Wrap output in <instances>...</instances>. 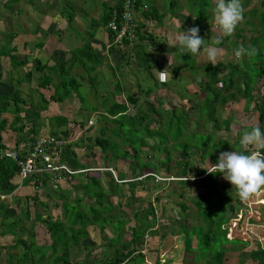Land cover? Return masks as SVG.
<instances>
[{
	"label": "rangeland",
	"instance_id": "rangeland-1",
	"mask_svg": "<svg viewBox=\"0 0 264 264\" xmlns=\"http://www.w3.org/2000/svg\"><path fill=\"white\" fill-rule=\"evenodd\" d=\"M103 0H18L16 3H11L10 0H0V32L2 33H15L16 35L20 34H30L31 30L34 29V26L38 29L39 27L43 26L47 27V17H45V13L47 16L51 17L53 13L51 12H60L61 16L64 15V17L67 16V14H70L74 9V5L78 2H86L88 5L90 4L89 12L91 15L97 14V6L99 8L100 2ZM170 0H166V2L169 3ZM201 1V0H199ZM164 2V1H163ZM167 3V4H168ZM243 3V9L244 12H248L251 9H256L260 15H257L256 18L252 19L253 25L256 26L257 29H260V31L263 33L261 34V40L258 44L257 48V55L250 59L248 65L244 66L240 64L239 71L238 72H229L228 76L226 77L225 73H221L220 77L222 81L214 86V88L221 89L222 96L224 95L225 90L221 87L223 81H228L230 77L233 76V79H237L238 77L242 76V73L248 72L249 76L255 74L252 69L256 68L252 64H259L262 68H264V0H242ZM166 5V4H165ZM167 6V5H166ZM65 8L64 10H61L62 8ZM178 8L183 7L188 13L192 15L193 10L195 12L199 11V5H194L190 1V3H179ZM214 8H215V0H211V3L208 7H205V12L207 16H205L204 21L202 23H199V14L198 18H196L194 15L193 17L196 18L197 23L199 25L194 26L200 28V25H202L204 22L205 24H209L210 27H208L207 31H201L199 30V35L202 37L206 43H210L211 37L212 38H218L221 40L222 47L219 49H222L221 52H223L230 57V61H232V64L239 63L241 61L240 59H237L234 55V42L235 34L239 31L235 30L234 34L230 36L229 38H225V36L222 35L220 32L218 26L215 24L214 21ZM59 11H56V10ZM67 9V10H66ZM73 9V10H72ZM166 9V8H165ZM53 10V11H52ZM169 11V8H168ZM76 11L74 10V13ZM249 13H247V16L245 19L242 20V22L237 26L239 29H242V34L246 36V38L243 41L244 45L250 44V38L254 36H259L257 32H251L248 25L245 24L249 20ZM84 15L85 13L82 12ZM194 14V13H193ZM263 19V24L259 25V20ZM250 21V20H249ZM92 20H88L87 24H90ZM204 25V24H203ZM259 25V26H258ZM258 26V27H257ZM23 30V31H21ZM46 30V29H45ZM48 30V29H47ZM42 32V31H41ZM45 32V31H44ZM1 36V35H0ZM28 36V35H27ZM26 38V36H25ZM24 38V40H25ZM19 39V38H18ZM237 41V40H236ZM242 43L240 40L237 41V44ZM0 44H3L1 41ZM215 47H218L217 45H214ZM2 47V45L0 46ZM10 49H14L12 54L15 56V59H20V54L23 53V47L22 43L15 39H13L12 43L9 46ZM145 54V61L143 59L136 61L137 64L140 65L138 70H133L132 68H129L130 74L134 75L136 79V84L138 86V91L142 96H146L147 92H153L152 94L155 95V98L149 99L148 97L142 100L143 97H139V100H142L140 111L139 109L136 110L137 114L134 116V122L140 123L138 116L146 114V120L144 121L145 124L152 125L155 129L161 131L163 134L168 133L169 136L174 137L178 131H180V139L178 142L173 144V140L170 138H167V142L164 146H166L167 149L163 148L164 150H167V152H170V164L168 172L165 170H161L160 174L153 175L155 177L154 181L155 183H163L160 187L159 185L156 186V189L154 190L151 184H147L145 187L141 188L138 184V181L135 184V180H140L142 177L140 175H143L142 170H136L135 162L131 160H126L124 162H118V168L119 171L124 173L126 183L121 184V193H128L126 198L121 199L120 201L115 198L118 195V192L116 190L112 192H103L100 191V186L97 187L95 185L90 186L89 188V194L91 196H95L98 191L100 192L99 201L97 202L95 198L92 199V203L94 205L91 208H89L87 204L83 200H81L80 205H74V203L70 204L68 203V206L65 205L63 208V215L69 212L68 217H65L61 220L64 225H70V223L74 222V218H77L78 214H82L84 216H87L88 218L95 214H100L96 216L97 222H94V225L99 228L102 233H104V230L109 231V236H107V240H110L112 238L121 239L119 238L120 233L118 231H124L125 234L123 236L122 242H126V240L131 238V234L133 233V229L135 226V213H137V216L143 220V218L149 216L150 219L148 221L155 219L157 225L159 228H163V224H168L170 226H178L185 224L188 226L187 228H182V235H185L186 240H183L181 243V249L184 253L183 257V264L192 262L191 258H194V254L196 253L197 257L196 260H199V264H205V261H200V257H202L200 251H210L212 253L221 251V243L223 244L226 240L227 233H230V239L224 245L222 246L223 249H225L224 254V264H264V255H261L260 253L262 250L264 251V192H261L259 196H256L252 199H250L247 202L241 201L239 196L236 193V190L232 188L231 184L226 181L224 178L219 182L217 181H203L204 183L214 184V186L211 188V195H206L207 197H210V199H213L214 201L209 204V207H207V200L202 195L199 194V184L196 185V183H199V177H195V179H189L190 176H192L189 172V175H187L186 178H175L173 176L175 175L176 168H178V164L180 162V159L184 156L182 154V148L187 146L188 150L191 149V147L194 146L193 151L191 150L188 155L187 159L191 160L196 164L197 163H204L202 162L204 156H211L216 154V151L219 148V143L221 140L216 139V137L213 135L212 132H215V126L217 127H225L226 128V121L224 120L225 117L231 116L235 113V108L233 104H229L230 100L226 103V105L218 103L215 105V107L207 106L205 103L204 96L206 95V92H203L200 89V85L206 81V77L204 75H201V80L199 81L197 78V82L193 81L194 75H196L199 70L203 69L206 65H208V61L206 58V55L201 51V53L198 56H193L190 53L181 56L178 52L177 47V60L179 64H182L184 67H186L185 70L189 71L188 74H181V77H177V75H180V73L183 71V68H181L178 72H176L173 75L172 82H168V84L162 85L160 84V80L158 76L156 75V72L151 71V68L155 70L154 66L151 65V61L149 56L147 55V49L143 46L142 47ZM140 48V49H142ZM172 50V49H171ZM202 50V49H201ZM143 54V52H141ZM196 57H199V65H197V59ZM142 63V64H141ZM227 63V59L223 65ZM172 65H175V63H172ZM212 65V64H211ZM201 68V69H200ZM259 68V67H258ZM12 68L10 67V64L8 60H3V58H0V86H6L5 82V75L8 73L9 70ZM204 70V69H203ZM19 71L21 68H18L16 72H13V75L15 77V81L12 82L13 89L18 92V96L20 97V100H24L27 102H33V100L41 105H44V102L42 99H38L41 96L37 92V90H33L31 86L27 82V78L22 74H20ZM192 75V77H191ZM8 76V75H7ZM41 76V74H40ZM91 76H93L91 74ZM205 77V78H204ZM193 82V83H192ZM192 84V87L190 90L188 89V85ZM200 84V85H199ZM260 84H258L259 86ZM73 86V85H71ZM76 85H74L75 87ZM161 86V87H160ZM163 86V87H162ZM0 87V95H4L5 93L11 94L13 90H11L8 87H5V90L2 91ZM29 87V88H28ZM85 84H82L83 89H85ZM88 88V86H87ZM89 88H91L89 86ZM161 88V89H160ZM70 89V88H69ZM159 89V90H158ZM165 89H169L172 92H165L166 96H164ZM107 94H110L108 89H106ZM223 91V92H222ZM171 93V94H170ZM205 94V95H204ZM133 96V94H131ZM162 95V96H160ZM169 97H172L169 98ZM153 97V96H151ZM163 97V99H161ZM108 102H113L112 96L106 99ZM191 100V101H188ZM213 101V100H212ZM211 101V102H212ZM264 101V99H262ZM77 103V101H76ZM106 103V101H104ZM232 103V102H231ZM7 102L6 101H0V107L2 109H7ZM10 108H13V102H10ZM23 104L22 101H18V105ZM35 108H26L24 115V120L17 123V125H21L22 123L29 124V128H33L34 131L37 133H42L43 129L45 127H50V122H54L53 128L56 127L57 118L54 116H51L49 119V124L47 121L42 119V116L45 115V113H42L40 110V107L35 105L33 103ZM138 105H140L138 103ZM26 107V106H24ZM175 107V110L172 111L171 109ZM49 111L53 113H59L65 114L62 116L63 118H66L67 120L72 118L75 122H83V127H86L84 129H79V127H75L72 124V120L67 125H63L62 128H65V130H62L58 136L59 139L64 141L66 144L70 140L68 138H71L69 134L65 136V131H73L75 132V138L77 139L79 135L81 136L80 142L83 140L88 141L89 139H93L96 135L102 136L100 129L105 126L109 128L106 135L111 138L110 130L113 128V123L99 124L96 119L101 121V117L97 118L99 114H103V108L100 109V107L97 105V103H86L81 109V106L79 107V104H75L73 108H70L68 110L72 109V112L75 113L72 116L70 115L69 111H66L63 109L69 108L66 106H60V107H53V106H47ZM216 110L214 120L210 119L207 114L212 110ZM251 109V108H250ZM96 110H102L101 113H93L91 112ZM168 111V112H167ZM158 112V113H157ZM166 112V113H165ZM50 113V112H49ZM94 114V115H93ZM76 115V116H75ZM5 116L9 119L13 117L10 114H5ZM74 116V117H73ZM190 117V118H189ZM258 117V115H256ZM56 118V119H55ZM251 120L253 121V116H251ZM32 119H38L36 122ZM255 120L257 118L254 117ZM32 120V121H31ZM91 122V124H90ZM70 123V125H69ZM258 125V124H257ZM151 126V128H152ZM49 129V128H48ZM144 129V128H143ZM143 129L138 130L135 134V141L137 140V137L143 136ZM153 129V128H152ZM127 131V129H124ZM212 132H211V131ZM64 132V133H63ZM244 131L239 132V136L243 135ZM194 136L192 140L191 136ZM133 137V135L131 134ZM213 136V137H212ZM66 137V138H65ZM127 137V134H126ZM44 138V137H42ZM147 145L144 147H140V144L137 143L135 145V149L141 153H148L145 154H139V157H141V161H151L154 158H157V155L159 158H163L165 156V151H162V148H159L160 140L158 137H146ZM85 141V142H86ZM122 142L117 144L121 147V149L124 148V146H127L125 143V139L121 140ZM138 141V140H137ZM136 141V142H137ZM93 142V140H92ZM202 142L203 143L202 145ZM87 144V143H86ZM222 145L225 146V148L229 147V141L223 140ZM237 145L240 147V145L237 143V141H234L233 144H231V148L236 149ZM89 149H85V157L88 159V162L94 165V168H103L98 169L100 173H104L102 176V181H104V187H107L109 181H115L117 178V174L115 170L111 168V160L108 158L107 161H105V164L100 167L97 162L100 161V158L105 157L103 153L100 152L98 149L99 147L95 148L94 144H88ZM198 150L199 152H203L204 156L202 160H200V154L196 152ZM210 150H215V152H212L209 154ZM144 151V152H143ZM148 155H151L153 159L148 157ZM215 155L214 157H216ZM209 163V162H208ZM206 163V164H208ZM131 165V166H129ZM192 165V163H191ZM190 165V167H192ZM133 166V167H132ZM199 166V164H198ZM140 168V167H139ZM162 168V167H161ZM202 169V168H201ZM204 171L210 170V166L205 169ZM83 171V170H82ZM113 171V172H112ZM93 172V171H92ZM101 175V174H100ZM152 175V174H151ZM169 175V176H167ZM135 179V180H133ZM188 179V180H187ZM211 180H215V177L213 176ZM144 181H152L151 179H145ZM183 181H190V182H183ZM133 182V183H131ZM141 183V182H139ZM168 184V187L166 188V185ZM189 183V184H187ZM134 184V185H133ZM124 185V188H123ZM181 186H189V189H186L183 187L184 192L183 196L180 195V191L183 189ZM180 187V188H179ZM171 190V191H169ZM108 191V190H106ZM169 191V192H168ZM176 191V193H174ZM168 193H171V196H166ZM215 193V194H213ZM114 194V196H113ZM136 195V198H135ZM113 196V197H112ZM90 197H88V200H90ZM118 197V196H117ZM194 197L197 198L198 204L201 201V204L198 206V208H202V211L199 210V216H198V209L193 204ZM155 198H158L155 199ZM238 198V199H237ZM220 199H223V202H220ZM137 200V201H135ZM233 201V202H231ZM238 201V202H236ZM90 203V202H88ZM91 203V204H92ZM111 204L108 205V210H104L105 204ZM119 204V207L115 208L116 204ZM231 205L234 206V215L229 213V215H226L227 208ZM181 204H185L187 208H190V211L186 214V219L182 221V217L180 214H182V210L180 208ZM113 206V207H112ZM207 207V208H206ZM68 208V209H67ZM113 212H111V209H113ZM16 209V208H15ZM69 210V211H68ZM175 210V212H174ZM175 213V214H174ZM10 218L14 219L16 218V212L12 209L9 212ZM174 215V216H173ZM177 217L173 220L168 219V222L166 221L167 218L171 217ZM213 217V225L210 229L206 222H202V218L204 220L205 217ZM229 216V217H228ZM228 218H230L228 222ZM78 219V218H77ZM233 219V220H232ZM90 220V219H89ZM122 220L128 221L127 224L124 225V229H119L121 227ZM201 220V222H200ZM207 220V219H206ZM76 221V220H75ZM217 223H221V227L217 226ZM218 224V225H219ZM229 225V226H228ZM90 226V225H89ZM71 228L70 226H67ZM229 227V228H228ZM118 228V229H117ZM58 229V228H56ZM54 229V230H56ZM68 229V228H66ZM92 229V228H91ZM202 231V233L199 234V231ZM168 230V228H167ZM73 231L76 230L73 228ZM95 232V231H93ZM206 233V235H205ZM59 234L62 235V238H65V236L60 232ZM153 234V233H152ZM157 234V233H156ZM43 235V234H41ZM92 235V236H91ZM193 235V236H192ZM89 236L92 240L97 241L98 244H95L96 247H93L88 253L90 254H83L84 257L88 258L90 257L89 264H100L101 261V255L102 259H104L106 253L112 251L111 247L104 246L101 239V235L99 233H89ZM196 236L197 239H199V246L198 249H196ZM206 236L208 238L212 239V242L206 241ZM73 235L68 234L67 235V241L69 239H72ZM190 238V239H189ZM47 240L48 243H44L40 245L39 249L41 250H50L48 249L50 244H52L49 236L47 233H44L43 240ZM241 240V241H240ZM11 240H0V247L3 246L2 244L4 242L9 243ZM175 237H171V244H175ZM115 242V241H113ZM210 243V244H209ZM119 243H116V248H120L118 246ZM170 244V246H171ZM140 245V244H139ZM210 247H209V246ZM115 246V245H114ZM102 247V249H100ZM184 247V249H183ZM170 248V247H169ZM195 248V249H194ZM142 249V248H141ZM144 249V248H143ZM191 249V250H190ZM19 251H22L21 246L18 247L17 253ZM35 252H37L34 249ZM43 251H40L41 253H44ZM80 253L77 256V258L82 257L81 251L84 253L85 250L80 249ZM102 251V253H101ZM0 252L2 253V250L0 249ZM13 254L16 252V250L11 251ZM254 252L256 258L253 260L250 256ZM260 252V253H259ZM54 258V257H53ZM53 258L51 259L49 264H53ZM206 258V257H203ZM66 261V260H65ZM57 263V262H56ZM64 260L59 261L57 264H63Z\"/></svg>",
	"mask_w": 264,
	"mask_h": 264
},
{
	"label": "crops",
	"instance_id": "crops-1",
	"mask_svg": "<svg viewBox=\"0 0 264 264\" xmlns=\"http://www.w3.org/2000/svg\"><path fill=\"white\" fill-rule=\"evenodd\" d=\"M140 1L145 6L144 9L145 11L144 12L136 11L135 17L139 23V32L137 35V40L134 42H128V44L121 45L120 47L113 43L112 38L108 35L109 34L108 30L106 29L104 24H101L102 22L100 21L104 11L107 8L110 9L114 7L116 0L101 1L99 4V8L97 6V14L95 13V15L90 14L89 12L90 4L88 5L86 2L76 3L73 8L76 12L74 13V10L72 9L73 11L70 14H67L66 17H64V15L61 16L60 12L57 13L51 12L53 14L49 19V17L47 16L48 13L47 14L45 13V17L48 18L47 19L48 25L46 28L43 26V24L38 29L34 26V29L31 30L30 34H20L15 36V39L19 40L22 43L23 50L27 49L24 50L23 53L19 55L20 59L18 61L25 62V65L21 67V70L23 71H19L20 74L21 75L23 74L24 76L26 73L31 74V77L30 79H27V82L31 86V88L36 91L38 90V84L41 82L42 76L48 73L49 68L52 69L53 67H55L56 64L59 65L64 64L68 72V75H71V77H73L69 79V82H72L73 85L71 86V88L72 87L74 88V85H76L78 87V92L68 96L66 99L62 101L60 100L54 102L51 100L50 102H48L47 106L60 107L63 105L69 107L63 109V111L67 109L66 111H69L71 116L72 114L74 115L75 113L72 112V109L71 110L68 109L73 108V106L77 103L79 104V107L84 106V104L86 103L88 104L97 103L100 109H102L103 107L105 108L114 102L126 103L128 96L131 94H133V97L135 96H138V98L143 97L142 100H144L147 97L149 99L155 98L156 94L153 95L152 94L153 92L152 93L150 92L146 96H142V94H140V92L138 91V86L136 84V79L134 75L130 74L129 68H132L133 70H138L140 65L137 64L136 61H139L141 59L145 61L144 59L145 52L142 48L144 46L147 49V53H148L147 55L150 58L151 65H153L154 68L160 72H163L166 69L167 74L162 78L159 72L151 68V71L157 73L156 75L160 80V84L165 85L168 84V82H172L173 80H175L173 79V75L176 72H178L181 68H183V71L181 73L179 71L178 73L180 75H177V77H181L182 76L181 74H188L190 70L189 71L185 70L186 67L176 62L177 47L174 46V39L175 36L180 32H184L191 27L199 25V23H197L196 21L197 20L196 18H198V14L193 10L191 15L183 7L180 8L177 7L179 6V3L180 4L187 2L190 3V0H170L169 3L166 2V0H140ZM64 9L65 8L63 7L61 10ZM56 11L59 10L57 9ZM82 12H84L85 14L83 15ZM193 15L194 16L196 15L195 16L196 18H194ZM88 20H92V22L90 24H87ZM240 42H242V40H240ZM220 47H222V44L218 45L217 48ZM88 48L91 49V51L85 52V50ZM141 52H143V54ZM228 56L226 55L225 57V54L221 52L217 58L216 64L221 66V72L218 75L220 79H221L220 75L222 72L225 73L227 77L228 74H230L229 72H234V71L238 72L239 71L238 66H240V64L244 66L248 65L251 59L245 56L241 58V61L239 63L232 64V61L229 60L230 57L228 58ZM197 58L199 57H196V59ZM226 59H227V63L223 65ZM197 62H198L197 65L200 67L199 59H197ZM172 63H175V65H172ZM208 65H211V63H208ZM10 67L12 66L10 65ZM231 67H236V69H233L234 71H231L230 69ZM63 71L64 69L62 71L61 69L52 70L53 73L52 81L47 88L45 87L46 89L44 90L46 92L42 93L43 97L46 98V100H50L49 97L51 95V92H53L58 87L59 81L57 74L61 75ZM244 73H242L241 77H238L237 79H233L232 83H230L229 81L222 82L221 87L225 90L226 93H224L223 95L224 98L221 97L219 100L218 99L217 100L223 106L226 105L225 102L226 99L227 102L230 100L229 104H233L236 111L233 115L225 117L224 120L226 121V128L217 127L216 125L214 128L215 132H212L210 130L213 133V135L216 137V139L221 140L220 143L218 144L220 149L216 151V154L211 156L213 157L212 161L209 159V157H205L202 160L200 156L199 159L202 160V162L204 163L196 162V165L199 164L198 166L199 168L205 169L207 168V166L209 167V164L215 165L218 162V157L221 152H229L232 150L239 151L240 147L238 145L236 149L231 148L230 145L233 144L234 141H237V143L239 144V140L241 139V135L239 136L240 131L250 130L252 127H257V124L262 130L261 122H259L258 118L261 114V111L262 110L264 111V101H262V99H264V76L252 79L253 82L252 84H250V87L253 88V91L251 93L253 94L254 99L251 101L250 100L247 101L239 92H237L238 88L244 90L245 85H249L251 76L246 77ZM91 74L93 76H91ZM13 75L14 74L12 69L9 70L8 73L5 75L4 79L6 82V86H2V87L0 86L2 91L5 90V87L10 88L9 86L10 81L12 82L15 81L14 80L15 75L14 76ZM201 75H204L203 69L199 70V72L196 75H194L193 81L199 83L197 82V78H199L198 80L200 81ZM82 84H85L86 86L85 89L81 88ZM258 84L260 85L258 86ZM89 86L91 88H89ZM191 87L192 84L189 83L188 89L190 90ZM106 89H108L110 94H107ZM163 91H164V96H166L165 92H169V91L172 92L169 89H165ZM219 91H221V89ZM6 94L7 93H5L4 95ZM111 96L113 102L110 103L106 99ZM206 97L207 95L204 96L203 100H205ZM169 98L172 99V97ZM161 99H163V97H161ZM142 100H138L137 102L139 111H140V107H142L141 106ZM104 101H106V103H104ZM33 103H35V105H38L34 100ZM138 103L140 105H138ZM30 108H35V107H30ZM0 109L2 108L0 107ZM40 110L42 111V113H45V115L42 116L41 121L45 120L48 122V124L51 116L62 117L65 114V112H63V114L59 113L57 115V113H53L49 111L48 108L40 109ZM101 111L102 110H98L97 112H93V113L97 114V113H101ZM5 114L8 113H4V117H6ZM256 115H258V117H256ZM251 116H253V121L251 120L252 118H250ZM254 117L257 118V120H255ZM12 118L13 117H11L10 121L12 120ZM138 118L140 117L138 116ZM63 119H64L63 121H68V122L72 120V118L68 120L66 118ZM22 120H24V115L22 116ZM25 120L28 121V119ZM25 120L24 122H26ZM32 120L36 122L38 119H32ZM72 122L75 121L72 120ZM21 125H18V127H20ZM73 125L74 128L79 127V129H84L86 127V125L85 127H81L79 124L75 125L74 123ZM25 126L26 127L23 133L17 134V136L13 134L12 136H10V134H7L6 137H4L5 138L4 141L6 145L5 148L1 151L16 150L21 154H25L31 149L36 139L51 135L50 132L53 129L54 130L57 129L58 135L62 130H65V128L62 127L52 128L53 126H50L49 124L50 127L48 126L45 127V129H43V132L40 134L34 131L33 128L30 129L28 127L29 124L28 125L26 124ZM68 133L71 137L68 139L71 140L64 145L63 153L61 155L60 160L61 162L66 163L69 169L75 171L76 174L74 176L68 174H62L61 175L62 181L64 182L60 183V185L57 187L58 188L57 191L56 189L53 190V188H50L49 185H51V183L49 181L48 186H46V188L41 187L40 191H38L39 192L37 197L38 200H36L35 203L32 202V200H30L31 196L34 195V189L31 187V182L28 179L21 178V176L18 174V171L15 170V168L13 167L14 163L8 159H5L4 163L10 167V172L9 175L4 178V181L0 183V208L3 207L2 217L0 221L5 220L6 218L11 221L19 220L20 227H18L16 231L19 233L20 231L19 229L21 228L24 229V233L21 237L24 243L23 244L20 243L19 246H21L22 251H19V253H17V249L19 247L17 245L19 243L15 246V242L14 243L12 241H10L9 243L4 242L2 244L3 246L6 245L7 247L10 248H12V246L16 247L12 249V250H16V252L13 254L11 252L12 250L7 251L8 249L7 247H3V248L0 247V249L2 250V253L0 252V264L50 263L52 258L47 260V257L43 255L39 256L37 259L34 260V262H32L31 258L29 256H26L27 254L24 253V251L27 250L26 247H31L32 249L36 250V248H39L40 245L44 243H48L47 240L45 239L43 240L44 233H47V230L43 226L41 221L46 220L47 217H50L53 222L56 219L62 222L61 220L66 215V214L63 215L62 212L65 204L74 203V205H80L81 200H83L85 204L89 205L90 207L94 205V203H92V199L89 194L90 188H88L87 190V184H88L87 182L91 181L90 179H93L95 176H96L95 178L99 177V179L101 180L98 181L100 186V191H103L105 189L103 191L105 193L116 190L118 192L117 195L118 197L116 196L115 198H117V200L119 201L127 197V195L125 194L128 193H121V184H118L120 182L117 181V178L115 179V181H109L108 182L109 185H107V187H104V183H103L104 181H102V176L104 175V173H98L99 172L98 169H103V168H94V165L89 163L88 159L85 157V153H86L85 149L87 150L90 147L88 146V141L85 140L86 141L85 142L83 140L82 142H80L81 139L80 135L76 139L75 132L73 133V131L72 132L69 131ZM66 135L67 132L65 131V136ZM32 139L34 140L33 143H32ZM226 139L229 141L228 148H225V146L222 145V141ZM16 142L18 143L17 147L14 146ZM252 150H260V149L250 148L249 152ZM196 152L199 153L200 155L204 154L203 152H198L197 150ZM212 152H215V150H210L209 154ZM103 154L105 157L100 158V161L96 163V165L98 164L100 167H102L105 164V161H107V159L109 158V155L107 156L106 153ZM215 155H217L216 156L217 158L214 157ZM1 157H2V153H1ZM118 162H123V161L117 160L116 162H114L116 166L113 169L115 170L116 173L123 174L124 176V173L119 171ZM135 167L136 170L139 171L141 170L139 166L136 165V163H135ZM145 174L146 173H143V175ZM207 174L209 173L206 171L204 174L200 175L199 177V193L197 195L202 194L208 191V189H211L213 187L212 184H211L212 187H207V186L205 187L204 185L201 186V181L206 180ZM43 176L44 174L42 175V177ZM46 176L49 177V175ZM125 177L126 175L124 176V178ZM222 179H223L222 174H219L217 177H215V180L209 179L208 181H217L220 183ZM134 182L136 184L137 181L135 180ZM183 182H190V181H183ZM149 183L155 190L156 184L154 181H144L142 184H139L138 182L141 188L145 187ZM162 184L163 183L158 184L159 187ZM164 184L166 185V188L169 185V183L168 184L164 183ZM183 187L185 188V190L189 189V186H181L182 189ZM183 192L184 189L180 191L181 196L185 194V192L184 194ZM174 193H176V191H174ZM48 194L51 196L50 197L47 196ZM166 196L170 197L171 193H168V195ZM62 197H64V200L62 199ZM88 197H90V200H88ZM194 201H195V197L193 200V204L195 203ZM108 205L111 204L106 203L105 208H108ZM117 207H119L118 203L116 204L115 208ZM26 208L28 211L29 218L25 217L27 216L25 214ZM12 209L16 212V218L14 219H11L9 215V212ZM234 209H235L234 206L231 205L230 203V206L227 208V210H225L227 211L226 215L227 214L229 215V213L234 215L233 213ZM113 210L114 208L111 209L110 213H112ZM189 211L190 208L187 207L186 210L184 211L182 210V215H181L182 221L184 220V218L186 219L187 217L186 214ZM174 218L175 217L173 218L171 217L167 219L173 220ZM89 225L84 228V230L87 232V235L85 237L82 236L79 245L74 247L75 251H71L70 254L71 257L69 259L71 264H89L88 259H90V257L86 258L84 257L83 254L85 253L90 254L88 252L93 247H96L95 244H98L97 241L91 239L89 233L95 234L97 232L102 236L101 239L104 244L102 247L109 245V240H107L108 239L107 236H109V231L104 230L105 232L102 233V231L99 228H97L94 224H89ZM163 225H164L162 226L163 228L154 226L152 228V231L147 232L146 233L147 235L145 234L147 238L145 239L144 242L145 243L144 249L140 251V253H142L143 256L141 258H135L134 261L131 260L127 261L126 264H183L182 262H183L184 253L180 249L182 246L181 245L182 241L186 240L187 238H185V235H182V233L184 234V232L182 231L181 227L182 225L185 224L180 225V227L170 226L168 224H163ZM67 226L70 225H64L63 229L69 228ZM73 228L76 230L78 228V225H74ZM66 230L70 231V229H66ZM228 234L230 235L229 232ZM33 236L34 238L32 239ZM144 237L138 239L137 248L141 249V247H143L140 246L139 244H143ZM171 237H175L176 240L175 244L173 245L171 244ZM194 237L197 238L196 236ZM7 239L12 240V237L8 235L3 238L0 237L1 241ZM129 240L130 239L126 240V242H128ZM30 241L33 242V245L31 243L32 246L30 245ZM198 246H199V239H196L195 248L198 249ZM222 246L223 245H221V248ZM102 247H100V249H102ZM80 249L85 250V252L83 253L81 251L82 257L77 258V256L79 255L78 253H80L79 251ZM206 253H207L206 254L207 258H203L205 257L204 255L200 257V261L202 260L203 262L205 261V264H209L208 262H210L211 257L208 254V252ZM100 255H101V261H100L101 264L103 260H102V254ZM196 257L197 255L195 253L194 258H191L192 262L190 263L189 261V263H185V264H199V260H196ZM53 260H54L53 264H57L60 261L59 255H56V257H54Z\"/></svg>",
	"mask_w": 264,
	"mask_h": 264
},
{
	"label": "trees",
	"instance_id": "trees-1",
	"mask_svg": "<svg viewBox=\"0 0 264 264\" xmlns=\"http://www.w3.org/2000/svg\"><path fill=\"white\" fill-rule=\"evenodd\" d=\"M123 1L124 0H116L114 7L110 8V9L107 8L104 11L103 16L100 19V21L102 22V23L101 22L100 23L104 24V26L108 30V33H109L108 35L111 38H112V35L110 33V30L107 28V24H108L109 20L111 19L112 13L113 12H119L121 10V7L123 5ZM134 1H135V10L137 12L138 11L144 12L145 11L143 8L144 5L141 3V1L140 0H134ZM190 1L192 2L193 6L199 5V11H197V14H199V23H202L204 21L205 16H207V14L205 12V7H208L210 5L211 0H201V1L190 0ZM10 2L16 3V2H18V0H10ZM242 5H243V3H242ZM248 12H250L249 13V20L250 21L248 20L247 22H245V24L249 26L251 32H257L259 34V36L251 37L250 38V44L244 45L243 41L246 38V36H244L242 34V29L241 28L239 29V27H237V30H239V31L235 34V36H236L237 40H242V43L237 44V41H235L234 42L235 43L234 49L239 48L241 45L245 46L246 48L249 46H252V47H255L257 49L258 44H259L260 40L262 39L261 34H263V33L260 31V29H257L256 26L253 25V22H252V19L256 18L257 15H260L259 12L256 9H251ZM248 12H243V19L246 18ZM262 21H263V19L259 20V25L263 24ZM92 24H94V23H92ZM203 24L200 25L199 30L207 31L208 27H210V25L205 24V22ZM94 26H93V29H94ZM0 35H1L0 36V42L1 41L3 42V44H0V46L2 45V47H0V58H3V60H8L9 64L12 66L11 67L12 71L16 72L18 68H21L25 65V62L18 61L17 59H15V56L12 54L14 49L9 48V46L12 43V40L14 39L16 34L15 33H5V32L1 34V32H0ZM225 38L227 39L229 37H225ZM220 44H222V43H220ZM220 44H218V45H220ZM90 51H91V49H89V48L85 50V52H90ZM253 65H254V67H256V68L252 69V71H254L255 74L251 75L249 85H245L244 90H242L241 88L237 89V92H239L247 101H249V100L251 101L254 99L253 94L251 93L253 91V88L250 87V84H252V82H253L252 79L264 76V68H262L261 65L259 66L258 63L253 64ZM60 69H61V71L64 69V71L62 73L60 72L61 75L57 74L58 81H59L58 87L53 92H51V95L49 97L50 100H46V98L43 97L42 93L46 92L44 89H46L52 81V76H53L52 70H60ZM203 69H204V76L207 78V80L204 81L200 85V89L203 92H206V95H207V97H206L207 100H205L206 105L213 108L218 103V100L221 97L224 98V96H222L221 91L218 90L219 88H216V89L214 88V86L218 85L221 82V79L218 77L219 73L221 72V66L218 64H216L214 66L213 65H206ZM230 69H231V71H234L233 69H236V67H231ZM234 72H237V71H234ZM244 74L246 75V77H249L248 72H245ZM25 77L27 79H30L31 74L26 73ZM71 78H73V77H71V75H68V72H67L64 64H60V65L56 64L55 67H53L52 69L49 68L48 73L42 76V78H41L42 80L38 84V90H37V92L41 96L40 99H42L44 102V105H41V107H40V104H38L37 106H39L40 109H45V108H47L48 102H50L51 100L54 102H57L60 100L62 101L64 99H66L68 96H70L74 93H77L78 92L77 86H76V88L75 87L71 88L72 82H69V79H71ZM71 81H73V80H71ZM228 81L230 83H232L233 76ZM9 84H10L9 85L10 89L13 90V92L11 94L7 93L6 95H0V101H6L8 103L7 109H0V183L2 181H4V178L6 176H8L9 172H10V167L4 163L5 158L1 157V150H3L5 148V145H6V143L4 141V139H5L4 137H6L7 134H10V136H12V134L17 136V134L23 133V131L26 127L25 126L26 124L23 123L20 127H18L17 123L22 121V114L24 113L26 108L35 107L34 104H32L33 102H31V101L27 102L24 100H20V97L18 96V92H16L13 89L12 81H10ZM149 93L150 92L148 91L146 95H148ZM233 98H234V96H233ZM138 100H139L138 96L133 97L132 95H129L128 99L126 100V103L114 102L105 108L103 107L104 113L99 114L97 116V118L99 117V119L101 117L102 120L101 121H99L98 119H96V120L99 124H101V126L103 124L107 125L108 123H113V128L110 130L111 138L106 135L109 128L107 126H105V127L102 126V128L100 129L102 136L100 137V136L96 135L93 139L92 138L89 139L88 144H94V146L96 148L99 147V150L101 152L106 153L107 156L109 155V159H111V161H112V163H111L112 169L116 166L114 162H116L117 160L118 161L121 160L124 163L126 160H131V161H134L136 163V165L139 166L140 169L144 173L147 174L143 178L144 180L145 179H151L152 181H156L155 177L153 175L160 174V171L162 169L167 171V172L169 170L168 165L170 164V161H171L170 160V152H167V150L163 149V148L167 149L166 146H164L165 143L167 142V138H170L171 140H173V144L175 142L177 143L178 140L180 139L181 133H180V131H178L174 137L169 136L168 133L163 134L161 131L155 129L152 125L144 123V121L146 120V117H147L146 114L139 116L140 117L139 121L142 120V122L135 123L133 116L137 112L136 110H138V106H137ZM18 101H22L23 104L18 105ZM226 101H227V99L225 100V102ZM10 102H13V105H14L13 108H10L11 107ZM24 106H26V107H24ZM81 109H84V108L81 107ZM171 110L174 111L175 107H173ZM91 112H96V110H94V111L91 110ZM215 112H216V110L214 108V110L213 111L211 110L207 114V116L210 119H213L215 116ZM4 113H8V114L12 115L13 116L12 120L8 121V118L4 117ZM56 118H57V122H55V123H57V125H56L57 128L68 124V123H66L67 121H63L64 120L63 117L58 116ZM258 119H259V122L263 121V119H264V111L263 110L261 111V114H260ZM53 123L54 122H50V126H53V125H51ZM73 123L75 125L79 124L81 127H83V122H78V123L72 122V124ZM151 126L153 129L151 128ZM124 129H127V131H125ZM141 129L144 130L143 136L137 137L138 141L136 140L137 141L136 142L135 141V134L137 133L138 130H141ZM57 133H58L57 129L56 130L53 129L50 132L51 136H55V137H57V135H58ZM67 134H69L68 131H67ZM126 134H127V137H126ZM131 134L133 135V137L131 136ZM146 137H158L159 138L160 144L158 147L162 148V151H165L164 152L165 156L163 158H159V156L157 155V158L153 159L151 155H148V157H150L153 160H151V161L150 160L149 161H146V160L141 161L140 160L141 157H139V154L147 155L148 153H141V152L137 151L135 149V145L137 143H139L140 147L146 146L147 145ZM193 138H194V136L192 135L190 140H192ZM122 139H125V143L127 144V146H124L123 149H121V147L119 145L117 146L118 142L119 143L122 142L121 141ZM92 140H93V142H92ZM33 142H34V140L32 139V143ZM203 143H205V142H202V145H203ZM17 144L18 143L16 142L14 144V146L17 147ZM192 149H194V146L191 147L190 150H192ZM190 150H188L187 146L182 148V154L184 156L180 159V162L178 164V168H176V172H175L176 176H173V177L181 178V179L186 178L187 175H189L190 171H191L190 174L192 176L199 177L200 175H202L206 172L203 169L199 168L198 165H196L194 162L187 159V155H188ZM200 156L202 159L204 154H201ZM211 156H206V157H209V159L212 161L213 157H211ZM204 158H205V156H204ZM191 163H192V165H191ZM190 165L192 167H190ZM13 167L15 168V170H17L15 164H13ZM96 172H98V171H96ZM98 173H100V172H98ZM219 174L220 173L207 174L206 180L211 179L213 176L217 177ZM97 175H99V174H97ZM167 176H169V175H167ZM95 177L93 179H90L91 181L87 182L88 183L87 184V190L90 186H93V185L99 187L98 181H101V180L99 179V177H97V178H95ZM143 179H142V181H140L141 183H139V184H142L144 182ZM124 180H125V178H124L123 174L117 175V181L120 182L118 184H123ZM202 181H205V180H202ZM202 181H201V186L202 185H204L205 187L206 186L207 187L214 186V184H212V186H211V184H209V183L206 184ZM48 183H49V178H48V176L44 175L42 177V187L46 188V186H48ZM155 184L157 186L160 183L158 182ZM198 184L199 183H197L196 185H198ZM49 186H50V188H52L51 185H49ZM31 187L34 188V184L31 183ZM53 190H55V189H53ZM57 190H58V188H56V191ZM38 194H39V192L34 190V195L31 196L30 200H32V202L35 203V201L38 200L37 199ZM211 194H212L211 189H208V191L200 194V195H202V197L205 198L203 200H207V203H208L207 207H209V204L211 202H213L214 198H215L214 197L213 199H210V197L206 196V195H211ZM213 194H215V193H213ZM47 196L50 197L51 195L48 194ZM99 196H100V192L98 191V193L95 196H91V198L92 199L95 198V200L98 202ZM60 199H61V197H60ZM62 199L64 200V197H62ZM155 199H157V198H155ZM194 202H195L194 205L198 209V216H199V212H200L199 210L202 211L201 207L198 208V206L201 204V201L198 204L197 198L195 197ZM220 202H223V199H220ZM65 205L68 206V204H65ZM88 207L91 208V210H92V207H90V206H88ZM180 208L183 211L186 210V206L184 204H181ZM2 210H3V207L0 208V219L2 217V212H3ZM104 210H105V212H106V210L109 211L108 208H104ZM224 211H225V209H224ZM25 214L27 215L25 217L29 218L27 208H26ZM68 215H69V212L66 213V217H68ZM98 215H100V214H95V215L91 214V217L88 218L87 216H84L82 214H80V215L78 214L77 215L78 219L74 218L76 221L74 220V222L70 223L71 228H68V229H70V231L63 229L64 224L62 222H60L58 219H56L53 222L50 217H47L46 220H42L41 222H42L43 226L46 228L48 236L52 242V244H50V246L48 248L50 250L45 249L43 251L39 248H36L37 252H35L34 249H32L31 247H26L27 250L24 251V253L27 254L26 256H29L31 258L32 262H34V260L37 259L41 255L47 257V260L51 259L53 257H56V255H59V260L60 261L64 260L63 264H71V262L69 261V259L71 257V255H70L71 251H75L74 247L79 245L81 237L82 236L85 237L87 235V232L84 230V228L86 226H88L89 224H94V222L96 223L97 222L96 216H98ZM134 215H135V221H137V222H135L136 224L134 226L133 233L131 234L130 240L128 242L123 243L122 240H123V236H124L125 232L124 231H118L120 233L119 238H121V239L112 238L110 240L108 246L112 248V251L106 253L104 259H102L103 261L101 264H126L127 261H130V260L134 261L135 258H141L143 256V254L140 253L139 248H137L138 239L144 237L147 232L152 231V228L155 225H157V223H156L155 219L148 221L149 216L143 218V220H142L137 216V213H135ZM180 215H182V214H180ZM176 218L177 217H175V219ZM213 220H214L213 217L211 218V217L207 216L204 218V220L202 218V222H201V220H200V222L201 223L206 222L208 227L211 229L212 225L214 223ZM229 220L230 219L228 218V222H229ZM166 221L168 222V219H166ZM127 222L128 221H126V220H122L121 227L119 229L123 230L124 225L127 224ZM218 224L219 223H217V226L221 227V223L219 225ZM74 225H78V228L76 229L75 232L72 229ZM18 227H20V221L19 220H12L11 221V220L6 218L5 220L0 221V229H1L0 230V237L3 238L7 235L11 236L12 237L11 241L13 243L15 242V246L18 243L19 244L17 246H19L20 243L23 244L24 241L22 240L21 237L24 233V229H22V228L19 229L20 231L18 233L16 231ZM56 228H58V229H56ZM181 228H184V230H185V228H187V227L185 225H182ZM54 229H56V230H54ZM60 232H62V234L65 236V238H62V235L59 234ZM69 233L72 234L73 237H72V239H69L67 241V235ZM200 233H202L201 229L199 231V234ZM226 233H227V236H226V240L224 243H226L228 241V239L231 238L230 235L228 234V232H226ZM205 235H206V233H205ZM33 238H34V236L32 237V239ZM207 240L209 242H212V239L208 238L206 236V241ZM113 241H115V242H113ZM119 242L121 243V244H118L120 249L115 247L116 243H119ZM31 243L33 245V242L30 241V245H31ZM224 243L223 244L221 243V245H224ZM140 245H142V244H140ZM1 247L3 248V247H7V246L5 245V246H1ZM7 248H8L7 251H11L12 249H14L16 247L12 246V248H10V247H7ZM224 250L225 249L221 248V251H217L214 253H212L210 251H206V252H208V254L211 257L210 262H208V263L209 264H223L224 263V254H225ZM40 251H43L44 253H41ZM206 252L204 250H201L200 251V253L202 254L201 256L205 255V257L207 258ZM260 254L264 255V251L262 250V252ZM250 256L253 260L256 258L254 252H252V254H250ZM16 264H18V263H16Z\"/></svg>",
	"mask_w": 264,
	"mask_h": 264
},
{
	"label": "clouds",
	"instance_id": "clouds-1",
	"mask_svg": "<svg viewBox=\"0 0 264 264\" xmlns=\"http://www.w3.org/2000/svg\"><path fill=\"white\" fill-rule=\"evenodd\" d=\"M243 12L242 0H215L214 21L223 36L230 37L234 34L237 26L243 20ZM220 43V39L212 37L210 43H206V41L200 37L198 27H191L184 32H180L174 39V46L178 47V52L181 56L188 53L193 56H198L201 51H203L206 55L207 61L213 66L216 64L217 58L222 51V49H219L214 45ZM124 44H128V42L125 41L122 45ZM234 55L237 59L245 56L253 58L257 55V49L252 46L246 48L241 45L234 50ZM157 72L161 74L162 78L167 74L166 69L163 72ZM55 138H58V136ZM239 145V151L232 150L229 152H221L218 157V162L215 165L209 164L210 170L207 172L209 174H212L213 172L222 174L223 178L236 190L240 200L247 202L256 196H259L261 192H264V153L260 150H252L249 152L250 148L264 149L263 128L261 130L257 126L244 131L239 140ZM146 175L147 174L143 175V177L140 176L142 178L136 181H142ZM189 179L194 180L195 177L190 176ZM125 183L126 180L123 181V184ZM146 238L147 236L144 237L143 244L140 245L143 246L141 247L142 249L139 248L140 251L144 248Z\"/></svg>",
	"mask_w": 264,
	"mask_h": 264
},
{
	"label": "built area",
	"instance_id": "built-area-1",
	"mask_svg": "<svg viewBox=\"0 0 264 264\" xmlns=\"http://www.w3.org/2000/svg\"><path fill=\"white\" fill-rule=\"evenodd\" d=\"M145 9V6L143 7ZM135 1L124 0L121 10L113 12L107 28L112 35L115 45L137 40L139 23L135 17ZM91 124V122H90ZM264 131V121L262 122ZM65 142L53 136L38 138L31 149L21 154L16 150L1 151L2 157L12 161L23 179H28L34 184V190L40 191L42 187V175H49V181L53 189H56L62 181V174L75 175L76 172L69 169L66 163L61 162ZM264 153V149H260ZM37 183V184H36Z\"/></svg>",
	"mask_w": 264,
	"mask_h": 264
}]
</instances>
